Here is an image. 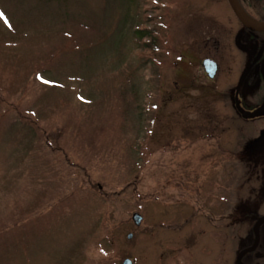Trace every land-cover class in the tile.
<instances>
[{"label": "rangeland", "instance_id": "obj_1", "mask_svg": "<svg viewBox=\"0 0 264 264\" xmlns=\"http://www.w3.org/2000/svg\"><path fill=\"white\" fill-rule=\"evenodd\" d=\"M238 25L225 0H0V264H183L185 201L264 186Z\"/></svg>", "mask_w": 264, "mask_h": 264}, {"label": "flooded vegetation", "instance_id": "obj_2", "mask_svg": "<svg viewBox=\"0 0 264 264\" xmlns=\"http://www.w3.org/2000/svg\"><path fill=\"white\" fill-rule=\"evenodd\" d=\"M238 21V27L241 26L240 39L246 45L258 47V53L262 50L261 60L250 69L251 64L258 54L254 55L246 72L238 78L233 87L234 107L237 119L243 122L264 119V116L253 119H246L241 113L237 102L240 101L241 108L248 112L256 111L264 102V31H251L247 29L235 15L229 0H225ZM242 10L251 18L264 22V0H237ZM217 62V61H216ZM260 66V67H259ZM259 67V73L255 68ZM219 70V66H218ZM258 87L259 92L257 101L251 103V95ZM243 125V123H238ZM264 126V125H263ZM253 138L252 149L255 158L254 171L256 175L264 179V127L258 129L257 134H251ZM187 192V191H186ZM214 195H207V192L201 197V203L197 210L203 217V221H198L192 215V204L185 201V213L183 216L181 228L176 230H185V240L180 245L185 250L183 264H264V186L247 188L241 196L226 199L224 192L217 188ZM189 196V193H186ZM190 199V197H188ZM244 200L243 204L240 203ZM241 209L246 212H241ZM139 213V212H138ZM240 215L242 218H240ZM180 216V215H179ZM156 219L154 238L160 239L161 235L156 231L163 228L178 227L179 218L172 221L171 224L162 223L164 219ZM144 217L141 225L144 222ZM248 221L249 224L244 223ZM181 222V220L179 221ZM140 225V226H141ZM258 225V228H257ZM193 249V251H192ZM226 256V258H225ZM171 264H179L173 260Z\"/></svg>", "mask_w": 264, "mask_h": 264}, {"label": "water", "instance_id": "obj_3", "mask_svg": "<svg viewBox=\"0 0 264 264\" xmlns=\"http://www.w3.org/2000/svg\"><path fill=\"white\" fill-rule=\"evenodd\" d=\"M230 5L237 16V18L240 20V22L249 30L251 31H264V22H259L251 17H249L240 7L237 0H229ZM263 51L261 50L253 63L250 66V69L253 68L262 58ZM203 68L205 69V72L207 73L208 77L210 79H215L218 73V64L213 59L207 58L202 62ZM237 107H239L241 113L244 115L246 119H253L257 117L264 116V102L263 104L254 112H248L245 111L243 108H241L240 101L237 102ZM133 221L137 226H140L143 221V216L136 212L133 214ZM258 228V225H257ZM133 238V234L128 235V239L131 240ZM122 264H134V262L127 258L123 261Z\"/></svg>", "mask_w": 264, "mask_h": 264}, {"label": "trees", "instance_id": "obj_4", "mask_svg": "<svg viewBox=\"0 0 264 264\" xmlns=\"http://www.w3.org/2000/svg\"><path fill=\"white\" fill-rule=\"evenodd\" d=\"M152 21V18H149ZM135 40L138 43L144 42L145 50H147L151 55H157L160 51L159 41L155 35V30L153 29H137L135 31ZM148 39V41H145ZM147 42V43H146ZM264 60V59H263Z\"/></svg>", "mask_w": 264, "mask_h": 264}]
</instances>
